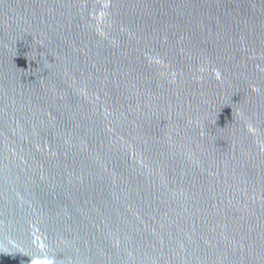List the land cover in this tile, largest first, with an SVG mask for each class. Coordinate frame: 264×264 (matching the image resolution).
Returning a JSON list of instances; mask_svg holds the SVG:
<instances>
[{
  "label": "water",
  "instance_id": "obj_1",
  "mask_svg": "<svg viewBox=\"0 0 264 264\" xmlns=\"http://www.w3.org/2000/svg\"><path fill=\"white\" fill-rule=\"evenodd\" d=\"M0 264H264V0H0Z\"/></svg>",
  "mask_w": 264,
  "mask_h": 264
}]
</instances>
